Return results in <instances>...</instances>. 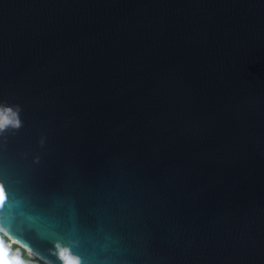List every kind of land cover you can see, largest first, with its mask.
I'll return each mask as SVG.
<instances>
[{
  "label": "water",
  "instance_id": "1",
  "mask_svg": "<svg viewBox=\"0 0 264 264\" xmlns=\"http://www.w3.org/2000/svg\"><path fill=\"white\" fill-rule=\"evenodd\" d=\"M0 104L37 259L264 264V0H0Z\"/></svg>",
  "mask_w": 264,
  "mask_h": 264
},
{
  "label": "clouds",
  "instance_id": "2",
  "mask_svg": "<svg viewBox=\"0 0 264 264\" xmlns=\"http://www.w3.org/2000/svg\"><path fill=\"white\" fill-rule=\"evenodd\" d=\"M20 111L18 105L0 104V132L8 128L19 129L22 126ZM6 199L4 187L0 185V209L4 208ZM6 219H14V216L10 214ZM12 231L10 224L0 225V253H6V256L0 254V264H40L32 250L16 238ZM54 248L61 264H81V259L73 255L69 248L61 246L58 242L54 244Z\"/></svg>",
  "mask_w": 264,
  "mask_h": 264
},
{
  "label": "trees",
  "instance_id": "3",
  "mask_svg": "<svg viewBox=\"0 0 264 264\" xmlns=\"http://www.w3.org/2000/svg\"><path fill=\"white\" fill-rule=\"evenodd\" d=\"M38 261L40 262V264H46V263H44L43 261H41V260H39V259H38Z\"/></svg>",
  "mask_w": 264,
  "mask_h": 264
},
{
  "label": "snow or ice",
  "instance_id": "4",
  "mask_svg": "<svg viewBox=\"0 0 264 264\" xmlns=\"http://www.w3.org/2000/svg\"><path fill=\"white\" fill-rule=\"evenodd\" d=\"M0 254H2V255H5V256H6V253H0Z\"/></svg>",
  "mask_w": 264,
  "mask_h": 264
}]
</instances>
